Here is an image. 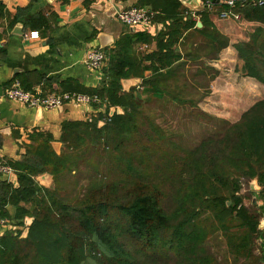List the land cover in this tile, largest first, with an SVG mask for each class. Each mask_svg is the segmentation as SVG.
<instances>
[{"label":"trees","instance_id":"trees-1","mask_svg":"<svg viewBox=\"0 0 264 264\" xmlns=\"http://www.w3.org/2000/svg\"><path fill=\"white\" fill-rule=\"evenodd\" d=\"M138 6L156 11L154 24L163 27L156 33H124L113 47L104 48L110 59L102 86L84 87L73 80L61 84L63 91L100 98L90 119L62 123L61 152L54 150L50 133L16 132L27 150L21 159L7 161L19 185L0 180V219L11 218L8 206L13 205L18 224L24 225L27 216L34 220L25 238L22 230L15 233L7 228L10 223L5 225L0 264L263 263L264 98L236 121H221L214 133L173 155L171 180L156 182L139 163L145 162V154L151 160L158 128L139 139L143 103L165 98L186 103L188 73L196 91L199 81L214 80L218 71L208 62L219 59L231 39L205 8L193 12L180 0H140ZM235 9L245 21L257 23L233 46L245 74L264 84V4ZM26 11L19 9L10 25ZM5 18L10 16L0 3V22ZM51 19L53 15L39 13L27 25L49 36ZM2 34L0 29V39ZM143 44L148 48L139 49ZM130 77L141 82L126 91L122 79ZM112 106H121L124 113L110 117ZM99 148L103 156L94 152ZM105 156L112 158L108 169L101 167ZM44 172L54 176L52 187L37 182ZM255 178L261 190L252 193L262 203L248 205L242 189ZM218 231L223 247L215 244Z\"/></svg>","mask_w":264,"mask_h":264},{"label":"crops","instance_id":"crops-1","mask_svg":"<svg viewBox=\"0 0 264 264\" xmlns=\"http://www.w3.org/2000/svg\"><path fill=\"white\" fill-rule=\"evenodd\" d=\"M140 0H0L7 9L10 18H5L0 22L3 32L0 39V160H18L26 152L23 141L17 136L31 133L33 130L42 133H50L54 141H60L62 134V123L66 120H87L90 119L94 110L85 105L66 103L61 107L53 109H42L27 106L6 96V92L15 80H19L23 87L29 90H41L45 93L52 91H63L62 83L68 80L76 81L84 87H100L105 82L104 72L92 70L87 62L86 55L90 49L101 48L99 34L105 32L111 35L114 42L109 45L113 47L118 38L133 30H148L156 33L163 25L153 24L149 27H132L121 23L118 20V13L122 9L138 6ZM149 8V7H148ZM19 9H28L20 12L19 20L10 25V20L14 19ZM45 13L51 17L52 31L49 36H45L37 28L27 25V20L31 15ZM199 18V17H198ZM197 18V19H198ZM213 20L222 31L221 22L217 16L213 15ZM23 24V34L15 32L16 26ZM246 35L241 39H231V44L223 49L217 60L208 63L218 71L216 78L212 82L215 92L224 91L234 85H230L227 76L236 75L237 84L241 89L248 91L249 95L258 90L263 94L261 97L249 102L241 109L240 114L249 108L257 100L264 98V84L249 77L243 71L244 62L237 57L234 44L246 39L257 25L249 22ZM133 28V30H132ZM38 31L39 37H31V32ZM50 38V41H49ZM139 49L148 48L143 44ZM154 45L149 48L152 51ZM146 75H151L150 71ZM51 83V84H50ZM235 90V89H234ZM239 96V93L236 95ZM242 100V99H241ZM244 100V99H243ZM238 99L234 105L239 108ZM123 109V108H122ZM104 111V109H103ZM239 114V116H240ZM236 117L234 121L238 118ZM229 118V117H227ZM6 131V132H5ZM63 142H61V150ZM23 151H25L23 153ZM10 175L0 176V180L9 181ZM261 190V186L260 189ZM257 190V191H259ZM256 198H257V194ZM257 203L262 201L257 199ZM8 209L11 218L8 219V229L16 233L26 227L18 224L15 218L16 208L9 205ZM6 231V226L0 227V234ZM259 251V250H258ZM264 255V245L262 249Z\"/></svg>","mask_w":264,"mask_h":264},{"label":"rangeland","instance_id":"rangeland-1","mask_svg":"<svg viewBox=\"0 0 264 264\" xmlns=\"http://www.w3.org/2000/svg\"><path fill=\"white\" fill-rule=\"evenodd\" d=\"M220 20H222L219 17ZM221 22V28H223L225 34L227 33L234 39H241L244 37L250 28L248 21H245L242 16L240 19H225ZM226 34V35H227ZM229 81L232 82L230 85H234L231 90L225 88L224 91L215 92L212 88V82L208 81L207 78L199 81L200 85L197 91L190 88L191 72L188 73L187 88L184 89L183 93L187 95L188 100L186 103L180 101H172L169 98L164 100L146 101L143 103V115L140 119L141 133H139V139L143 138V135L158 126L155 130L154 141L152 144V156L149 160L145 154V162H139L145 166L146 172H152L156 182H165L171 180V171L173 164H171L172 156H177L182 152L190 149L205 136L214 133L221 121H233L239 116L241 109L245 107L249 102L262 96V92L254 90L250 96L248 91L241 89L242 86L236 85L238 78L236 75L227 76ZM235 89V90H234ZM239 93V96H236ZM238 99L239 108H235L234 101L236 103ZM242 99V100H241ZM244 99V100H243ZM229 117V118H227ZM163 136V139L161 138ZM144 139L148 138L144 136ZM94 152L100 153L102 156L104 152L102 148L95 150ZM106 160L111 157H104ZM93 160L97 161L98 157L93 156ZM101 159V158H100ZM105 161V160H103ZM110 161L107 160L101 165L103 169L109 167ZM109 171V170H106ZM75 181V180H74ZM75 185V184H74ZM73 185V186H74ZM251 182L244 185L242 193L245 195V201L248 205H252L254 197L256 196L252 192ZM73 186L69 187L72 188ZM73 190V189H72ZM80 192V186L75 189ZM252 190V191H251ZM257 202V201H256ZM219 238H216L218 237ZM222 233L218 231L214 237L216 238L215 244L224 246V238L221 236ZM213 239V237L211 238ZM225 249V248H223ZM232 257V256H231Z\"/></svg>","mask_w":264,"mask_h":264},{"label":"built area","instance_id":"built-area-1","mask_svg":"<svg viewBox=\"0 0 264 264\" xmlns=\"http://www.w3.org/2000/svg\"><path fill=\"white\" fill-rule=\"evenodd\" d=\"M217 1V2H216ZM263 5L264 0H203L204 8L212 13V15L221 19H240L241 14L236 11L238 5ZM157 12L146 7L131 6L122 9L118 13V20L128 26L149 27L155 23ZM31 37H39L38 31L31 32ZM109 54L102 48L90 49L86 55L88 66L95 71L103 72L104 67L108 63ZM6 96L11 99L23 103L27 106L42 109H53L63 106L66 103L77 105H85L92 107L94 103H99L98 95H91L76 91H52L45 93L41 90L25 89L19 80H15L6 92ZM93 108V107H92ZM95 114L98 110L93 108ZM15 172L6 161L0 160V176L10 175ZM8 219H0V227L6 225ZM1 248V246H0ZM264 264V261L263 263Z\"/></svg>","mask_w":264,"mask_h":264},{"label":"water","instance_id":"water-1","mask_svg":"<svg viewBox=\"0 0 264 264\" xmlns=\"http://www.w3.org/2000/svg\"><path fill=\"white\" fill-rule=\"evenodd\" d=\"M180 1L190 11L200 12V11H202L204 9L203 0H180ZM197 26L198 27H202L203 26V23H202L201 20H198ZM132 30H133V28H132ZM15 32L17 34H23V24L22 23H19L16 26ZM99 38H100V43H101V48L102 49L109 47V45H111L114 42L113 37L111 35H108L105 32H101L99 34ZM140 82H141V79L139 77H130V78L122 79V85H123L124 90H126V91H129L132 86H136V85L140 84ZM87 108H89V107H87ZM40 110L42 111L41 107H39V111ZM121 113H124V110L122 109L121 106H112L110 108V110H109V116L110 117L113 116L114 114H121ZM103 124H104V121H100L99 122V125H103ZM52 145H53L54 150L57 153L61 152V142L60 141H53ZM24 152L25 151H23V153ZM36 180H37V182L39 184H41V185H43L45 187H52V185L54 183V176L51 173H49V172H44L42 174H39L36 177ZM9 182L13 183L15 186L19 185L18 175H17L16 172H12L10 174ZM250 186H251V189L254 190V191H257V190L260 189V185L258 184V181H257L256 178L251 181V185ZM256 201H257V198L255 196L253 202L256 203ZM229 204H230V202H229ZM33 220H34L33 217H29V216L25 217V225H26V227L23 229V231L21 233V237L22 238L27 237V235L29 233V230H30V226H31ZM259 227L261 229L264 228V217L262 218Z\"/></svg>","mask_w":264,"mask_h":264}]
</instances>
